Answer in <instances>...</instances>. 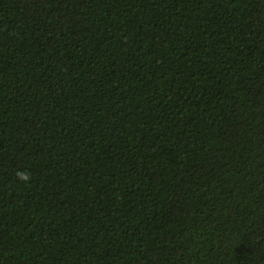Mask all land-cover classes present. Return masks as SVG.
Returning <instances> with one entry per match:
<instances>
[{
  "label": "trees",
  "instance_id": "trees-1",
  "mask_svg": "<svg viewBox=\"0 0 264 264\" xmlns=\"http://www.w3.org/2000/svg\"><path fill=\"white\" fill-rule=\"evenodd\" d=\"M0 264H264V0H0Z\"/></svg>",
  "mask_w": 264,
  "mask_h": 264
}]
</instances>
